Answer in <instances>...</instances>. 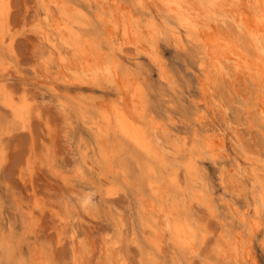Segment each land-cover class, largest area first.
<instances>
[{
    "label": "bare ground",
    "instance_id": "obj_1",
    "mask_svg": "<svg viewBox=\"0 0 264 264\" xmlns=\"http://www.w3.org/2000/svg\"><path fill=\"white\" fill-rule=\"evenodd\" d=\"M11 1L0 0V72L6 69V51L14 49L16 41V33L12 31L9 18ZM40 2L44 8V18L39 23L38 32L48 47L47 56H44L41 62L46 72L51 73L53 62L60 71L59 79L67 84L71 74L72 78L87 82L100 83L103 80L104 83L107 79L115 90L113 97L101 101L99 109L90 106L94 114H85L87 112L85 107L79 109L81 122L89 135L86 144L89 150L86 152L88 154L91 151V155L94 156L90 159L91 168L96 166L100 168L97 172L100 183L107 179L111 181L109 187L107 185L108 188H105L107 194L117 191L116 183L121 177L124 182L134 187L135 192L142 188L140 191L144 196L137 195L136 214L139 224L141 223V227L145 229H140L142 235L149 230V235L145 237V240L149 241V249L145 250L148 261L154 264L158 259L160 261L166 237L167 239L169 237L173 246L179 250V255L175 253L172 257L173 264H185L182 258L191 259L198 253L200 244L206 242L210 233L209 228L193 217L188 207L189 201L196 200L207 204L212 211L218 208L212 203L213 198L207 190V184L198 182L200 176L199 173L196 174L199 167L198 159L204 154H210L213 158L219 156L224 151L220 152L225 141L210 132L204 134L191 148L186 147L188 141L184 136L181 141H171L172 135L168 137L162 130L163 124L150 110L148 80L146 81V76H139L140 71L132 67L130 57L127 59L123 53L124 46L130 44L139 51L141 46L148 44L149 50L145 47L146 54L157 66L159 76L170 84L172 83L170 66L159 45L161 40H169L173 47L180 51V57L187 63L189 60L191 62L189 64L195 67L200 91V98L195 102V106L198 108L199 102L204 100L206 95L215 99L218 92L224 94L227 83L230 82L233 86V89L230 87L232 94L237 92L242 96L244 121L247 127L250 130H258L264 140V0H40ZM2 74L3 72L0 74L1 103L10 110L14 118L26 119L34 111V104L33 107L26 94L14 98L15 95L8 88L6 77H2ZM219 96L218 99H221ZM220 104L221 102L219 106ZM204 117V113L199 114L196 123L200 125ZM116 140L118 142H115ZM238 144L249 164L247 167L244 165L243 173L246 178L250 173L253 174L254 178H251L257 182L256 185L252 183L253 197L246 198L247 213L245 211L240 219L244 221L246 215H250L252 221L249 219V222H252V228L260 230L264 224V159L258 155L259 153L252 151V148L248 149L244 143ZM125 155H128L131 161H126ZM174 162L186 168L189 175L186 182L180 179L179 169H176ZM244 162L246 164V161ZM239 170L242 171V168ZM239 170L237 169L238 173ZM232 179L229 181L232 182ZM100 189L102 190L101 186ZM89 204V201L83 200L82 205L85 209L90 208ZM226 205L231 207V202L227 201ZM222 222L225 223L223 220ZM236 231L234 228L226 230L219 236V240L216 239L218 243L215 248L212 247L216 259L212 258L214 261L212 264H250L247 247L245 250L241 233ZM12 241L0 239V247L7 262L43 264L44 254L38 252L39 248L38 250L35 248L37 252L32 253L28 259L22 245L13 244ZM116 243L113 242L101 249L103 260L108 262L107 264H124L121 259L123 257L115 250ZM34 250L31 248V251ZM74 257L75 264H87L81 261V255Z\"/></svg>",
    "mask_w": 264,
    "mask_h": 264
},
{
    "label": "rangeland",
    "instance_id": "obj_2",
    "mask_svg": "<svg viewBox=\"0 0 264 264\" xmlns=\"http://www.w3.org/2000/svg\"><path fill=\"white\" fill-rule=\"evenodd\" d=\"M11 2L9 18L12 31L16 33V41L14 49L5 53L7 65L6 69L1 70L2 77H6L5 81L14 93V98L17 99L21 94L28 96L32 106H35V112L26 119H17L0 101V239L13 240V244L20 243L28 259L39 248L38 252L44 254L43 264H75V255H81L82 260H79L87 264H107L103 260L101 249L113 242H117L114 245L117 248L115 250L123 257L121 259L124 264H154L145 255V250L149 249V241L145 240L149 230L142 235L141 230L145 229L139 224L136 214L137 195L144 196L142 188L137 190L138 193L135 192L134 187L124 182L121 177L116 183L117 191L107 194L105 188L109 187L111 181L107 179L100 183L97 177L100 168H91L90 159L94 156L91 151L88 154L86 152L89 150L86 147L89 135L81 122L79 109L85 107V114H94L91 105L99 109L101 101H105L104 98L107 101L114 96L112 84L107 79L104 83L103 80L100 83L80 81L72 78L71 74L67 84L59 79L60 71L53 62L51 73L46 72L41 62L47 56L48 47L38 32L39 23L44 18V8L40 0ZM159 45L170 66V84L159 76L157 66L146 54L149 50L148 44L141 46L144 49L147 47L146 51L141 47L138 51L130 44L125 45L126 52L123 53L127 59L130 57L132 67L140 71L139 76H146L150 110L163 124L162 130L168 137L172 135L171 141L185 138L188 141L187 148H191L209 132L217 134L225 141V148L220 152L224 151L219 156L213 158L210 154H204L198 159V182L207 184V190L213 198L212 203L218 208L214 212L207 204L196 200L189 201L188 207L193 217L209 228L210 233L206 242L200 244V252L195 253L191 259L182 258V262L212 264V258L216 259L213 248L217 245L219 236L234 228L241 233L250 264H264V224L260 230H254L252 222H249L252 218L250 215H246L244 221L240 219L246 211V198L253 197L252 183L256 185L257 182L252 179L254 175L251 173L248 178L245 177L244 167L249 164L238 144L244 143L248 149L252 148V151L259 153L264 159V140L258 130L247 127L242 96L237 92L232 94L233 86L230 82L227 83L224 94L218 92L221 95L217 94L215 99L206 95L197 108L195 102L200 98V91L194 65L189 64V60L188 63L183 60L180 51L169 40L163 39ZM197 112L205 114L200 125L196 123L199 115ZM78 147L82 150H78ZM125 156L126 161H131L128 155ZM174 164L179 169L180 179L186 182L189 176L186 168L183 165L178 166V163ZM231 178L232 182L229 181ZM230 186L232 189L235 187L233 191ZM84 199L90 202L89 209L83 207ZM227 201L231 202L230 208L226 205ZM166 243L157 264H173L172 257L175 253L179 255V250L173 246L169 237H166ZM31 248L36 249L31 251ZM0 264H10L6 261L1 247Z\"/></svg>",
    "mask_w": 264,
    "mask_h": 264
}]
</instances>
